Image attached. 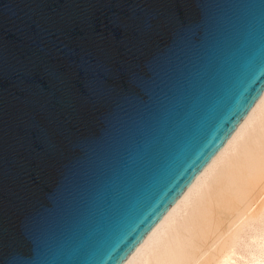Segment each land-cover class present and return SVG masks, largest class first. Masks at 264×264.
Wrapping results in <instances>:
<instances>
[{
	"label": "water",
	"instance_id": "95a60500",
	"mask_svg": "<svg viewBox=\"0 0 264 264\" xmlns=\"http://www.w3.org/2000/svg\"><path fill=\"white\" fill-rule=\"evenodd\" d=\"M264 92V0H0V264H124Z\"/></svg>",
	"mask_w": 264,
	"mask_h": 264
},
{
	"label": "bare ground",
	"instance_id": "6f19581e",
	"mask_svg": "<svg viewBox=\"0 0 264 264\" xmlns=\"http://www.w3.org/2000/svg\"><path fill=\"white\" fill-rule=\"evenodd\" d=\"M124 264H264V92Z\"/></svg>",
	"mask_w": 264,
	"mask_h": 264
}]
</instances>
